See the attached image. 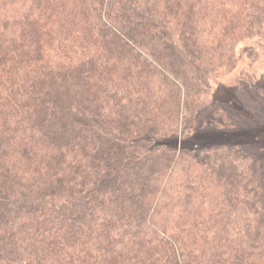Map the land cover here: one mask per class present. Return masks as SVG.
Masks as SVG:
<instances>
[{
	"label": "trees",
	"instance_id": "obj_1",
	"mask_svg": "<svg viewBox=\"0 0 264 264\" xmlns=\"http://www.w3.org/2000/svg\"><path fill=\"white\" fill-rule=\"evenodd\" d=\"M255 37L264 0H0V264H264V147L184 144Z\"/></svg>",
	"mask_w": 264,
	"mask_h": 264
},
{
	"label": "rangeland",
	"instance_id": "obj_2",
	"mask_svg": "<svg viewBox=\"0 0 264 264\" xmlns=\"http://www.w3.org/2000/svg\"><path fill=\"white\" fill-rule=\"evenodd\" d=\"M6 35L11 36L12 32ZM237 55L234 68L222 70L213 78L209 95L212 98L215 94L232 110L234 125L222 128L199 124L184 140L185 146L199 149L233 142L251 152L264 147V48L260 39L240 43Z\"/></svg>",
	"mask_w": 264,
	"mask_h": 264
}]
</instances>
